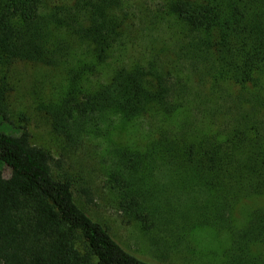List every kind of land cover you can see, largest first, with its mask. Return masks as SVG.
<instances>
[{
	"label": "trees",
	"instance_id": "trees-1",
	"mask_svg": "<svg viewBox=\"0 0 264 264\" xmlns=\"http://www.w3.org/2000/svg\"><path fill=\"white\" fill-rule=\"evenodd\" d=\"M126 2L0 0V162L11 172L0 170V264H164L138 258L94 220L79 205L72 177L55 171L52 153L33 145L28 132L18 137L3 129L12 67H65L77 55L76 42L93 60L80 56L66 96L43 108L71 149L105 137L117 120H174L144 148H112L108 183L123 214L175 242L197 228L227 230L228 264H264L254 252L264 247V209L243 226L233 221L241 202L264 196V114L253 99L264 79V0L165 2V15L181 28L185 57L211 85L194 103L181 75L157 60L118 67L109 81L91 87L89 76L98 71L99 78L126 47L133 18ZM228 87H237L227 95L230 104L221 95ZM159 185L179 186L183 199L159 194Z\"/></svg>",
	"mask_w": 264,
	"mask_h": 264
},
{
	"label": "rangeland",
	"instance_id": "rangeland-1",
	"mask_svg": "<svg viewBox=\"0 0 264 264\" xmlns=\"http://www.w3.org/2000/svg\"><path fill=\"white\" fill-rule=\"evenodd\" d=\"M126 1V6L133 14L132 27L125 35L126 47L117 50L101 67L99 78L98 71L96 75L89 76L91 87L98 85V79L109 81L118 67H132L157 60L181 75L190 93L189 102L206 96L211 85L202 78L199 68L185 57L187 51H182L183 46L178 43L181 28L165 15L167 0ZM61 37L74 42L66 34H61ZM75 48L77 55H73L65 67L53 68L31 62H17L12 67L9 77L13 90L8 96L9 121L3 126L4 131L18 137H22L26 131L33 145L50 151L54 157L55 171H66L74 180L79 205L138 258L164 264H228L227 255L232 241L227 230L197 228L182 234L178 242L164 232L144 231L137 222L123 214L119 208L118 194L109 186L112 148L116 145L144 148L157 137L162 126L174 125V120L163 116H158L156 120L149 118L131 123L117 120L108 135L99 139L97 135L89 138L77 151L71 149L70 143L54 131L50 119L45 115L44 106L60 103L66 96L70 84L68 73L77 66L80 56L87 61L93 60L87 53V46L76 42ZM226 90L221 95L226 104H230L237 87H228ZM249 97L247 99L251 100ZM253 99L254 102L258 101L257 108L263 109L264 114V79L261 89L256 94L254 92ZM198 118L200 121L201 117ZM0 170L4 171L6 177L10 176V170L1 162ZM156 182L162 185L161 180ZM161 185L160 189L157 187L159 194L163 189ZM165 187L164 195L170 194V199L176 198L173 202L183 199L179 186ZM83 188L89 190V195L82 192ZM255 209H264V196L241 202L233 214L235 225L243 226ZM254 252L264 256V247L256 245Z\"/></svg>",
	"mask_w": 264,
	"mask_h": 264
}]
</instances>
